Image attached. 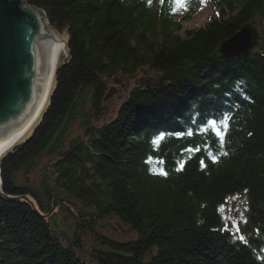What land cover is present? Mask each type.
Here are the masks:
<instances>
[{
  "label": "trees",
  "instance_id": "16d2710c",
  "mask_svg": "<svg viewBox=\"0 0 264 264\" xmlns=\"http://www.w3.org/2000/svg\"><path fill=\"white\" fill-rule=\"evenodd\" d=\"M25 2L66 32L68 54L31 132L0 159V264H264V0H213L194 28L195 2L181 17L173 0ZM245 23L256 47L222 55ZM144 68L155 74L110 116L111 83ZM237 194L246 236L224 222ZM105 219L135 236L100 234Z\"/></svg>",
  "mask_w": 264,
  "mask_h": 264
},
{
  "label": "water",
  "instance_id": "95a60500",
  "mask_svg": "<svg viewBox=\"0 0 264 264\" xmlns=\"http://www.w3.org/2000/svg\"><path fill=\"white\" fill-rule=\"evenodd\" d=\"M46 21L45 11L25 0H0V145L32 117L46 89L52 67L51 40L55 37ZM259 37V29L245 23L219 50L226 57L247 55Z\"/></svg>",
  "mask_w": 264,
  "mask_h": 264
},
{
  "label": "rangeland",
  "instance_id": "374dc122",
  "mask_svg": "<svg viewBox=\"0 0 264 264\" xmlns=\"http://www.w3.org/2000/svg\"><path fill=\"white\" fill-rule=\"evenodd\" d=\"M195 3H197V7L195 10V13L191 18L187 21L183 22L184 27L186 28H194V27H200L205 25L214 15L217 14L218 8L216 5H214V2H211L210 0H194ZM182 13L177 14V17H181ZM47 28L52 31L54 34H56L58 37L64 39V41L67 39V35L65 31H58L54 28H51L50 25H48V21H46ZM258 42L251 48L253 49L256 47ZM67 50H63L59 62L61 60L65 59L67 57ZM58 62V64H59ZM155 74L154 71L148 70L144 68L137 74L133 76H118L115 78L114 82L111 83L112 89L111 92V99L109 101L110 106H111V111H109V115L113 116L116 111L118 110L119 106L121 105L120 103L123 102L128 93L130 88L134 87L139 81L143 79H147L149 75ZM39 118V117H38ZM37 118V120H38ZM32 122L31 127L22 134L23 138L26 134H28V131L31 132L30 129L34 126ZM36 123V121H35ZM20 138V139H21ZM19 139V140H20ZM4 152V151H2ZM2 154V153H1ZM2 156V155H1ZM0 156V159L2 158ZM1 173V171H0ZM34 175V172L32 173ZM2 182V180H1ZM1 185V184H0ZM1 191V190H0ZM222 210L224 211V222L227 224V226H230L232 230H235L236 232H241L247 233V230L244 231L245 225L248 222V206L246 204V199L244 198L243 195H235L233 197H229L228 202L222 207ZM62 211H60L57 219L60 222V225H65L68 224V226H71L74 224V219L72 216H69L66 220L65 223H63V219L61 217ZM114 222V221H113ZM111 222L108 220H103L100 224H102L98 228V232L102 235H110L116 239L120 240H127L130 239L131 237L135 236V233L133 231H130L129 229L124 230V226L121 225L119 222L113 223L112 225H109ZM98 225V224H97ZM96 225V226H97ZM239 229V231H238ZM82 242L88 243V244H95V237L92 233L86 232L83 233L82 235ZM87 255L86 253H84Z\"/></svg>",
  "mask_w": 264,
  "mask_h": 264
},
{
  "label": "bare ground",
  "instance_id": "6f19581e",
  "mask_svg": "<svg viewBox=\"0 0 264 264\" xmlns=\"http://www.w3.org/2000/svg\"><path fill=\"white\" fill-rule=\"evenodd\" d=\"M65 41L64 39L58 37L55 34V37L51 40V56H52V67L50 68L49 71V77L47 80V86L46 89L32 115V117L26 122V124L20 129V131L18 133H16L11 139H9L7 142L3 143L0 145V156L6 152L8 149L11 148V145L14 143L13 140L16 139L18 137V135L27 128V126H29L31 123V120H33V122L35 123V121L37 120V118L40 116L41 112L43 111L48 99H49V94L52 90L53 84H54V77H55V71L60 59V56L63 52V50H65ZM131 91V88L129 90V92ZM30 123V124H29ZM33 123V124H34ZM29 124V125H28ZM32 125V124H31ZM31 127V126H30ZM29 127V128H30ZM28 128V129H29ZM27 129V130H28ZM26 130V131H27ZM31 130V129H30ZM25 131V132H26ZM29 132V131H28ZM24 133V132H23ZM22 135V134H21ZM17 142V141H16ZM4 151V152H2ZM2 153V154H1Z\"/></svg>",
  "mask_w": 264,
  "mask_h": 264
},
{
  "label": "snow or ice",
  "instance_id": "6c2138e0",
  "mask_svg": "<svg viewBox=\"0 0 264 264\" xmlns=\"http://www.w3.org/2000/svg\"><path fill=\"white\" fill-rule=\"evenodd\" d=\"M161 2H163V0H161ZM209 123H210L211 127L215 130V135L217 137H219L221 140V143H223L224 142V135L221 133L220 128L217 127V121L215 119H213V120H210ZM220 123L224 125L225 129H227L229 126V116L227 114L223 115V119L220 121ZM179 135H183V133H180ZM188 135L191 136L192 133L188 132ZM224 155H227V153H224ZM213 160L215 161V157L213 158ZM203 163L204 162L201 161V164H203ZM161 174L166 175L167 173L162 172ZM238 231H239V229H238ZM240 239L243 240L244 237L241 236Z\"/></svg>",
  "mask_w": 264,
  "mask_h": 264
}]
</instances>
